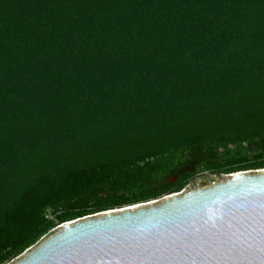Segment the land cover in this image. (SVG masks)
Listing matches in <instances>:
<instances>
[{
    "label": "trees",
    "instance_id": "1",
    "mask_svg": "<svg viewBox=\"0 0 264 264\" xmlns=\"http://www.w3.org/2000/svg\"><path fill=\"white\" fill-rule=\"evenodd\" d=\"M263 170L264 0H0V264Z\"/></svg>",
    "mask_w": 264,
    "mask_h": 264
},
{
    "label": "water",
    "instance_id": "2",
    "mask_svg": "<svg viewBox=\"0 0 264 264\" xmlns=\"http://www.w3.org/2000/svg\"><path fill=\"white\" fill-rule=\"evenodd\" d=\"M137 206L65 223L11 264H264V170Z\"/></svg>",
    "mask_w": 264,
    "mask_h": 264
},
{
    "label": "rangeland",
    "instance_id": "3",
    "mask_svg": "<svg viewBox=\"0 0 264 264\" xmlns=\"http://www.w3.org/2000/svg\"><path fill=\"white\" fill-rule=\"evenodd\" d=\"M259 172H261V171H247V172H245V173H247V174H250V175H254V174H257V173H259ZM217 176H220V177H230L231 175H211V174H209V173H203V174H201V175H199V177L196 179V180H194L190 185H193V184H195V183H197V182H200V181H203V180H207V179H210V178H214V177H217ZM171 181H173V179L171 180ZM189 185V186H190ZM189 186H187L186 187V189L189 187ZM185 189V190H186ZM184 190V191H185ZM183 191V192H184ZM183 192H181V193H183ZM169 197V196H168ZM168 197H164V198H162V199H160V200H158V201H153V202H149V203H146L145 205H148V204H153V203H157V202H160V201H162V200H165V199H167ZM139 206H134V207H129V208H131V210H133V209H137ZM128 208V207H127ZM115 211V210H114ZM102 214V213H101ZM101 214H97V215H94V216H99V215H101ZM91 217H93V216H91ZM59 228V227H58ZM57 228V229H58ZM56 229V230H57ZM55 231V230H54ZM53 231V232H54ZM20 258V257H19ZM19 258H17V259H19ZM16 259V260H17ZM16 260H14V261H16ZM13 261V262H14ZM13 262H11V263H13ZM11 263H9V264H11Z\"/></svg>",
    "mask_w": 264,
    "mask_h": 264
},
{
    "label": "built area",
    "instance_id": "4",
    "mask_svg": "<svg viewBox=\"0 0 264 264\" xmlns=\"http://www.w3.org/2000/svg\"><path fill=\"white\" fill-rule=\"evenodd\" d=\"M180 194H182V193H179V194H176V195H180Z\"/></svg>",
    "mask_w": 264,
    "mask_h": 264
}]
</instances>
